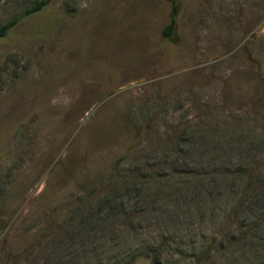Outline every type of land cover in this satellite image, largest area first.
Wrapping results in <instances>:
<instances>
[{
  "label": "rangeland",
  "instance_id": "1",
  "mask_svg": "<svg viewBox=\"0 0 264 264\" xmlns=\"http://www.w3.org/2000/svg\"><path fill=\"white\" fill-rule=\"evenodd\" d=\"M0 0V264H264V0Z\"/></svg>",
  "mask_w": 264,
  "mask_h": 264
},
{
  "label": "trees",
  "instance_id": "2",
  "mask_svg": "<svg viewBox=\"0 0 264 264\" xmlns=\"http://www.w3.org/2000/svg\"><path fill=\"white\" fill-rule=\"evenodd\" d=\"M51 0H40L35 2L27 11L22 15L23 17H27L35 12L41 11L44 7H46ZM177 14H178V4L177 0H173V9L171 14L170 24L166 28V35L171 36L175 30L177 24ZM19 18L13 19L6 24H4L0 28V37H4L10 31V29L17 24Z\"/></svg>",
  "mask_w": 264,
  "mask_h": 264
}]
</instances>
